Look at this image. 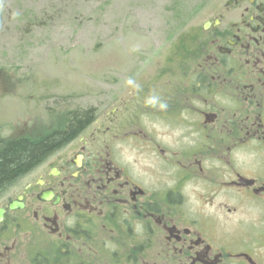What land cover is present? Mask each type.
I'll return each instance as SVG.
<instances>
[{
	"label": "flooded vegetation",
	"instance_id": "flooded-vegetation-1",
	"mask_svg": "<svg viewBox=\"0 0 264 264\" xmlns=\"http://www.w3.org/2000/svg\"><path fill=\"white\" fill-rule=\"evenodd\" d=\"M207 7L183 69L0 122L1 150L87 116L0 187V264H264V0Z\"/></svg>",
	"mask_w": 264,
	"mask_h": 264
},
{
	"label": "rangeland",
	"instance_id": "rangeland-1",
	"mask_svg": "<svg viewBox=\"0 0 264 264\" xmlns=\"http://www.w3.org/2000/svg\"><path fill=\"white\" fill-rule=\"evenodd\" d=\"M213 1L0 0V70L17 87L0 96L1 124L35 119L38 136L64 106L108 103L143 74L181 70L177 42Z\"/></svg>",
	"mask_w": 264,
	"mask_h": 264
},
{
	"label": "trees",
	"instance_id": "trees-1",
	"mask_svg": "<svg viewBox=\"0 0 264 264\" xmlns=\"http://www.w3.org/2000/svg\"><path fill=\"white\" fill-rule=\"evenodd\" d=\"M188 36H191V39ZM193 46V33L184 38L181 35L175 53L180 69H183L187 59L193 54ZM71 118L68 127L64 125V122L60 123L59 121L56 130L38 141L22 139L6 143L0 150V187L37 162L46 152L65 141L87 120L86 115L79 119H75L73 116Z\"/></svg>",
	"mask_w": 264,
	"mask_h": 264
}]
</instances>
